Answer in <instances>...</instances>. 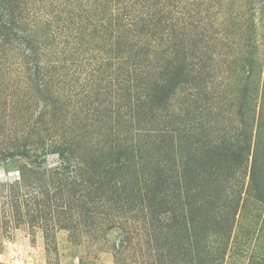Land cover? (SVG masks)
Listing matches in <instances>:
<instances>
[{
    "label": "rangeland",
    "instance_id": "374dc122",
    "mask_svg": "<svg viewBox=\"0 0 264 264\" xmlns=\"http://www.w3.org/2000/svg\"><path fill=\"white\" fill-rule=\"evenodd\" d=\"M79 1L71 0V5L66 7L67 0H56L57 7L51 10L42 0H0L16 21L12 24L14 27L10 26L13 30L0 23V119L6 118L8 123L3 128L0 125V129L12 136L8 126L15 133L21 121L30 124L39 119L42 111H46V103L38 90L40 81L34 79L36 65L45 69L43 74L51 84L50 88L58 91L59 95L63 96L64 92L75 99L80 96L87 99L89 95L92 100L87 103L93 112L89 119L83 120L73 104L67 111L76 115L65 111L66 115L59 119L51 117L52 114L45 120L59 126L66 122L87 124L96 142L107 141L108 146L116 142L111 145L114 147L112 153L116 151L117 137L127 138L120 147L127 141H136L140 149L136 150L135 159L128 150L125 156L131 158L130 165L126 167L128 173L149 170L155 163V160L151 162L152 157L163 159L169 151H173L174 158L167 164L175 165L179 160L176 151L195 156L198 150L194 147L201 146L204 147L201 150H207L214 143L219 145L222 133L230 135L233 128L234 135L230 140H233L234 149H248L249 157L243 165L240 164L233 180L227 183L228 198L222 197L221 202H235L237 212L234 220L217 216V213L216 217H209L206 227L215 229L219 239L206 240L214 247V254L223 242L222 250L226 251L222 264H264V0L262 3L260 0H172L173 5L167 8L153 6L147 13V16L152 14L147 22L154 20V26L150 24L148 30L143 31L139 28L140 18L143 14L146 16L144 5H148L150 0H122V4L114 6L111 0ZM112 1L116 3V0ZM217 1L223 3L220 5ZM128 2L133 4L130 8ZM154 2L162 4L168 1ZM79 3L85 10L91 9L90 13L84 14ZM99 4L102 8V16L98 13L100 17L94 12L98 11L96 5ZM135 6L138 9L133 10ZM115 7L119 8L118 12ZM120 10L125 16V19L117 21L125 23L121 28L126 36L122 44L115 43L119 38L110 31H118L115 21ZM7 13L5 11L4 18L12 20ZM118 29L121 30L120 27ZM226 42L233 48L231 54L224 53ZM181 46L187 47V57L183 55L186 51L184 47L181 50ZM116 47L124 52L118 53ZM205 62L214 66L207 67ZM186 64L188 71L193 69L195 79L194 76L189 78L188 85L170 86L167 98L168 90L162 86L163 82L170 81L171 77L183 79ZM51 75L55 79L60 77V81H51ZM130 75L132 81L129 80ZM158 95L167 99L161 103ZM196 114L198 118L194 119ZM172 123H178L181 129L171 134L168 131L171 126L178 127ZM194 123L195 128L190 131L189 127ZM197 131L202 141L184 134L191 132L193 137ZM1 133L0 143L3 140ZM21 133L20 130L17 134L22 137ZM63 133L61 129L55 135L62 138ZM157 135L156 143L148 145L150 153L148 150L144 152L146 144ZM227 138L224 144L231 143ZM188 139L190 141H186ZM123 148L126 149L125 146ZM127 148L132 150L131 145ZM219 148L221 150L222 147ZM17 158H0V181H13L19 176L17 163L25 160L20 158L17 161ZM59 160L57 153L46 156L49 166ZM255 160L257 173L250 179ZM235 163L234 159L228 160L224 170L231 168L233 171ZM150 171L154 172L153 169ZM222 174L227 175L225 172ZM121 176L126 178V175ZM30 190L22 187L21 194L27 199L24 201L36 209L38 205L35 199H30ZM6 192L0 187V195ZM37 193L40 198H45L41 189L32 190L31 195ZM2 200L4 198H0ZM11 205L0 206L2 263L160 264L158 259L153 262L145 239L141 241L142 249L135 251V255V249L120 247L124 228L106 230V227L99 229L98 226L91 229L84 226V221L78 229L68 227L64 222L68 221V216L61 209L51 211L45 219L42 217L36 222L26 212L20 217ZM25 205L22 204V211L26 209ZM167 209L165 205L159 207L163 218L171 216L170 211L166 213ZM116 219L118 225H124L131 232L143 223L139 218L124 221L116 216ZM231 223L232 229H227ZM134 241L136 243L137 238Z\"/></svg>",
    "mask_w": 264,
    "mask_h": 264
},
{
    "label": "trees",
    "instance_id": "16d2710c",
    "mask_svg": "<svg viewBox=\"0 0 264 264\" xmlns=\"http://www.w3.org/2000/svg\"><path fill=\"white\" fill-rule=\"evenodd\" d=\"M42 1H45L51 10H54L58 4L56 0ZM262 1L260 0L259 3H262ZM10 2H13V0H10ZM121 2L122 0H116V3L115 1H110L112 6L120 4ZM149 2L148 5H144V9H147L144 12L146 16L143 14L140 18V22L142 23L139 25V28L142 31L148 30L150 24L154 26V20L147 22L152 17V14L147 16V13L152 11L153 6L167 8L173 5L171 3L172 0H166L167 3L163 2L162 4L159 2L155 3L154 0H150ZM217 3L221 5L223 2L217 1ZM69 4L71 5V0H67L66 7ZM79 5L81 10L84 11V14L90 13L91 9L85 10L82 8L81 3ZM131 5L128 2L129 8ZM96 6L98 7V11L94 10V12L100 17L102 16L101 4ZM115 8L116 10L119 9L117 7ZM134 9L138 8L135 6ZM5 11L8 12L7 16L9 15L12 20H6L4 18ZM130 12L131 9L129 10ZM111 16L114 15L112 14ZM122 18L125 19V16L120 10V14L115 21V25H118L116 27H120V29H123L125 26V23H117ZM15 22V17L10 13L6 4L0 2V23L5 26L7 25L6 29H11V27H14L12 24ZM105 28L110 30L109 26H105ZM118 28V31L110 30L116 33L119 38L115 43H125L123 40L126 36L122 34V29L119 30ZM14 34L18 35L16 32ZM225 45L227 46V50H225V46L224 53L233 51V48L229 47L227 42ZM183 47L186 51L183 55L187 57L189 52L186 46H181V50L184 49ZM116 51L118 53L124 52L120 47H116ZM185 60L183 59V61ZM125 63L128 64L129 62L126 61ZM206 65L207 67L214 66L208 65V63ZM185 66L186 69L189 67L188 64ZM226 66L229 67V65ZM190 70H184L183 79L174 80L175 77H171L170 81L163 82L162 86H165L168 90L166 93L168 95L167 98H169L170 86L174 85L176 88L179 85H188L189 78L194 76L193 69ZM43 71L45 69H42L40 65H36L33 74L35 81H40L38 87L41 89L38 88V90L40 91L39 94L42 100L46 103V111H42L39 119L36 118L30 124L21 121L15 128V133H13L12 127L8 126V131L12 132V136L10 134L7 135V132L5 134L0 129L3 139L0 143V158L14 159L19 156V159L24 158L25 160L23 163H17L19 176L16 179L9 182L0 181V187H3L7 191L5 195H0V198H4V200L0 201V206H9L12 203L11 207H15L20 217L24 216L26 212L28 215H32L36 222L42 217L45 219L51 211H59L61 209L63 210V214L68 216V221H64L67 222L66 226L74 227L75 229L80 228L83 221L85 222L84 226H90L91 229L97 228L98 226L100 227L99 229L106 227L107 229L104 228L106 230L113 229L114 227L124 228L125 234L123 235V241L120 247H125L126 250L130 248L132 250L135 249L133 251V255H135V251L141 248V241L145 239L148 247L147 252L154 259V263L158 259L157 262L160 264H210L211 262H213L211 264H214V260L217 261L215 262L216 264H222L226 251L225 249L222 250L223 242L219 245L217 253L214 254V247L206 239L215 238L218 240L219 234L216 233L215 229H209L206 226L209 217H216L215 213L218 214L217 216H226V218H233L234 220L237 212L235 202L230 204L226 203V200L221 202L222 197L225 196L226 199L228 198L227 183L233 180L237 169L249 157L248 149L242 148L243 151H236L234 149V143L231 142L233 140H230L232 135H234V129L232 128L230 135L222 133V136L219 138L223 140H220L219 145L214 143L207 150H201L204 148L201 146L194 147L195 150H198L195 156H188L186 153L180 154L176 151L177 155H179V160L175 162V165L170 166V164H167L174 158L173 151H169V154L164 156L163 159L160 158L159 160L157 157H152L151 162L155 160V163L158 161L159 163L156 165L152 163L149 170L147 169L144 172L142 169L141 172L132 171L128 173L126 172V167L130 165L131 158L129 155L127 158L125 156H127L128 150L129 154L135 159V152L137 149L138 151L140 149L137 148L136 141L132 143H128L127 141L126 145H123L126 148L124 149L120 145L127 138L123 137L120 139L117 137L118 143L116 145V151L112 153L114 147L111 145L116 144V142H112L109 145L111 146L109 149L107 148L109 147L107 141L96 142L94 135L90 134L91 131L87 124L66 122L67 124L63 123L59 126L55 122L50 123L45 120L48 119L47 115L51 116L52 114L53 116L51 117L59 119L63 114L66 115L65 111L70 110L69 106H73V104L77 106L76 113L78 112L83 120L91 118L90 116L93 112L90 111L87 105L88 102H92L89 95H87V99L81 96L75 99L72 95H65L66 93L64 94V92L63 96L61 94L59 95L58 91L55 92L50 88L51 84L47 82L48 80H46ZM50 78L53 82H56V80L60 81V77L55 79L51 75ZM241 78L242 76L238 79L240 80ZM130 79L131 81L133 79L131 75L129 76ZM205 94L208 95L209 92ZM67 96L72 98H68ZM157 97L161 103L167 99L164 96L159 97L158 95ZM67 112L68 114H74L73 111ZM198 114L200 115L202 112L200 111ZM198 114L193 116V118L197 119ZM0 120L1 128L8 125L5 122L6 118ZM179 122L181 123L182 121L179 120ZM174 125L178 126L179 124L176 123ZM165 128L169 129V126H165ZM189 128L190 131L194 130L195 123ZM61 129L64 130L62 138L56 137L55 133L57 134ZM179 129H181V126H171L168 131H171L172 134V132ZM20 130L22 131V137L17 134ZM190 133L187 132V134H184L185 136L202 141L199 135H197L198 131L194 132L193 137ZM158 135L155 136L153 141L150 140L146 144L144 152L148 150L147 152L150 153L148 145L156 143L159 138ZM166 135H169V133L167 132ZM227 136L231 142L230 144L223 143ZM48 137L50 138L48 139ZM179 138L182 141V135ZM48 140H51V142H48ZM186 141L190 140L188 139ZM194 143L197 142L194 141ZM128 145H131L132 150L127 148ZM219 147H222L221 150ZM140 152H143V150ZM48 153H57L60 158L58 163L50 166L47 165L46 156ZM218 154L220 155L219 157ZM221 156H223V159ZM19 159L17 158V161ZM232 159L236 160L235 167H233L234 170L232 171L230 168L231 171H225V165L228 160L230 161ZM255 167L256 160L253 164L250 179L257 173L254 169ZM151 169L154 172L150 171ZM171 169L173 171H170ZM219 170H222V172ZM224 172L227 175H223L222 173ZM121 175H126V178L123 179ZM22 187L31 189L28 191L30 199H35L38 208L34 209L27 201H24L27 199L21 194ZM35 189H41L45 194V198H40L38 193L32 196V190ZM23 203L27 206L24 211L21 210ZM217 203L221 205H216ZM160 205L168 206L169 209L166 210V213L170 211L171 216L169 218H163V213L159 210ZM116 216L124 221L139 218L143 220V223L135 226L134 232H131L126 230L124 225H118L119 222ZM86 220L88 221L86 222ZM232 225L233 223L229 224L227 229L231 230ZM134 238L138 240L136 243ZM125 243L127 245H124ZM213 255L216 256L212 258ZM0 264L6 263L0 262Z\"/></svg>",
    "mask_w": 264,
    "mask_h": 264
}]
</instances>
